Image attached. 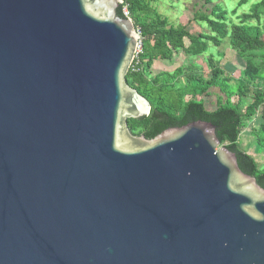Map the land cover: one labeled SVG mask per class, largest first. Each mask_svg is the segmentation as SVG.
I'll return each mask as SVG.
<instances>
[{"label":"water","instance_id":"95a60500","mask_svg":"<svg viewBox=\"0 0 264 264\" xmlns=\"http://www.w3.org/2000/svg\"><path fill=\"white\" fill-rule=\"evenodd\" d=\"M123 0H0V264H264V188L193 121L152 139Z\"/></svg>","mask_w":264,"mask_h":264},{"label":"trees","instance_id":"16d2710c","mask_svg":"<svg viewBox=\"0 0 264 264\" xmlns=\"http://www.w3.org/2000/svg\"><path fill=\"white\" fill-rule=\"evenodd\" d=\"M203 1L209 7L196 10L193 21L206 24L208 30L198 33L188 31L185 25L172 24L159 13L155 0H123L117 9L120 17L132 19L141 37V51L126 81L151 104L149 115L129 119L128 127L134 135L152 139L168 128L197 120L210 122L216 126L220 145L233 151L240 169L264 188V169L241 142L249 121L260 116L261 122L250 129V134L256 150H264V0H257L241 14H237L239 7L250 0H235L236 7L230 0ZM224 40L244 62L236 78L225 72L210 52ZM181 53L188 58L208 55L210 76L206 77L194 62L174 71H156L158 61L170 63ZM214 89L219 94L216 107L210 110L204 97Z\"/></svg>","mask_w":264,"mask_h":264},{"label":"rangeland","instance_id":"374dc122","mask_svg":"<svg viewBox=\"0 0 264 264\" xmlns=\"http://www.w3.org/2000/svg\"><path fill=\"white\" fill-rule=\"evenodd\" d=\"M256 1L257 0H250L248 3L239 7L237 14L248 12L252 7V4ZM230 3L233 5V7H236L235 0H230ZM196 4H198V6L195 7L194 5ZM154 5L158 9L159 13L167 17L174 25H185L187 30L193 33L208 30L206 24L193 21V14L196 10L200 9L202 11H206L207 7H209L204 6L203 0H155ZM210 52L214 53L216 59L219 60L220 65L225 72L230 73L235 78L239 76L240 71L244 67V62L233 50L230 49L228 40H224L218 48H213L210 50ZM220 53L223 56H220ZM207 57L208 55H203L196 58H188L183 53H181L170 63L158 61L155 64V69L156 71H174L180 65L187 66L194 62L198 65L199 69L204 73V75L209 77L210 68L207 63ZM218 94L219 91L214 89L210 96L204 97L208 109L212 110L216 107ZM260 122V116L254 117L251 122L249 121L247 127H245L243 130L241 142L243 146L248 148V150L256 157V159L260 162L261 168L264 169V150H262L261 147L256 150L255 139L250 134V129L252 127L258 126Z\"/></svg>","mask_w":264,"mask_h":264},{"label":"built area","instance_id":"2783aa9c","mask_svg":"<svg viewBox=\"0 0 264 264\" xmlns=\"http://www.w3.org/2000/svg\"><path fill=\"white\" fill-rule=\"evenodd\" d=\"M124 13H125L126 16L128 15V13H127L125 8H124ZM140 51H141V37H140V40H139V43H138V46H137V53L140 52Z\"/></svg>","mask_w":264,"mask_h":264}]
</instances>
